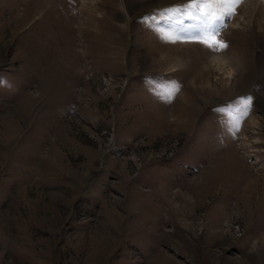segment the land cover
<instances>
[{"label": "rangeland", "instance_id": "1", "mask_svg": "<svg viewBox=\"0 0 264 264\" xmlns=\"http://www.w3.org/2000/svg\"><path fill=\"white\" fill-rule=\"evenodd\" d=\"M188 3L0 0V264H264V0Z\"/></svg>", "mask_w": 264, "mask_h": 264}, {"label": "snow or ice", "instance_id": "2", "mask_svg": "<svg viewBox=\"0 0 264 264\" xmlns=\"http://www.w3.org/2000/svg\"><path fill=\"white\" fill-rule=\"evenodd\" d=\"M242 3V0H190L185 6V11L181 19L175 20L173 23L175 25H184V19H189L196 21L197 23L189 25L187 27L198 28L202 31L200 32L199 37H188L190 40H197L199 43L204 44L213 51L223 50L227 47L226 43L216 38V33L213 28L216 25L217 21L223 20L224 15H234L236 8ZM220 9V14H217L213 9ZM174 12H180V9H174ZM171 19V17H169ZM181 30H185L183 27ZM211 31L212 34L208 35V32ZM165 37L170 42H177L181 39L179 36L173 37L169 33H164ZM165 94L171 95L165 88ZM251 104V98H242L240 101V107L235 109L238 116H233L232 119L235 122V125L240 123L241 117H246L249 111Z\"/></svg>", "mask_w": 264, "mask_h": 264}, {"label": "built area", "instance_id": "3", "mask_svg": "<svg viewBox=\"0 0 264 264\" xmlns=\"http://www.w3.org/2000/svg\"><path fill=\"white\" fill-rule=\"evenodd\" d=\"M109 147H110L109 152H111L113 155L124 157L125 151L122 148V146L109 143Z\"/></svg>", "mask_w": 264, "mask_h": 264}, {"label": "bare ground", "instance_id": "4", "mask_svg": "<svg viewBox=\"0 0 264 264\" xmlns=\"http://www.w3.org/2000/svg\"><path fill=\"white\" fill-rule=\"evenodd\" d=\"M186 22H188L187 26L191 25L190 22L188 20H185ZM189 30V33L194 36L197 37L200 35V29L198 28H191V27H187Z\"/></svg>", "mask_w": 264, "mask_h": 264}]
</instances>
